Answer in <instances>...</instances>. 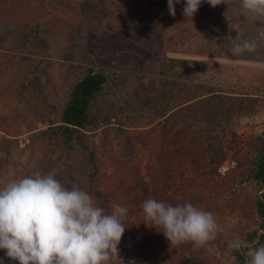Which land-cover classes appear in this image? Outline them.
<instances>
[{"label":"rangeland","instance_id":"obj_1","mask_svg":"<svg viewBox=\"0 0 264 264\" xmlns=\"http://www.w3.org/2000/svg\"><path fill=\"white\" fill-rule=\"evenodd\" d=\"M106 1L96 2L92 9L88 1L83 5L82 13L76 14L71 10L75 7L73 0H0L2 113L13 110L12 90L19 89L26 77H33L38 98L31 105L34 108L38 105L40 110L53 114V128H58L59 115L72 84L87 66L92 65L91 56L95 55L107 58L98 66L118 72L116 88L122 91L133 87L143 91L157 79L159 64L165 59L218 63L228 69L230 78L228 84L218 85L219 90L247 97L253 109L259 104L264 105V40H257V49L251 53L237 56L230 51L233 43L257 39L258 34L264 32V18L253 19L241 7L240 0H231L228 5L222 3L215 8L202 0L192 19H186L182 14L183 0L181 10L174 17L152 28L142 27L144 17L151 16L161 5H167V0H109L117 2L118 8L126 12L127 24H132L133 29L130 32L123 26L118 40L107 41L114 56L101 45L111 36L113 28L102 26L105 18L97 20ZM108 14L116 17L115 13ZM107 23L110 25V19ZM98 38L105 41L96 44ZM169 39L172 40L170 45ZM177 42L184 46L176 47ZM191 45H198V48ZM215 48L221 52L213 51ZM172 71L175 74L166 79H179V70L173 66ZM89 116L81 130V140L88 144L98 164L99 170L92 178L86 175L83 151L78 144L71 163L67 162L69 152H61L60 144L50 161L59 155L61 162L45 164L42 162L45 142L38 140V136L47 126L29 131L26 122L8 115L5 118L7 124L0 121V182L36 173L59 174L63 179L69 170L72 171V186L87 190L106 212L111 211L113 204L128 209L125 232L118 246L124 264L139 255L159 264H188L193 257L202 264H231L234 259L225 255L228 241L237 236L242 238L258 220L253 208L254 186L249 182L241 188L230 182L233 174L244 169L236 166L233 153L244 152L251 135L264 131V107L254 115H242L238 119V143L226 150L227 165L225 161L213 162L205 173L195 174L186 181L175 173V158L179 155L175 152L176 145H183L188 140L182 131L173 130L163 135L158 129V121L155 131H150V126L140 127L133 122L136 116L131 113L118 121L109 110L106 98L92 106ZM123 135L129 137L130 142H126ZM194 161L204 165L199 156H195ZM60 168H65L62 175ZM90 180L96 184L95 188H87ZM155 192L158 200L172 197L187 201L199 197L193 205L213 213L223 231L197 250L191 243L182 244L188 254L184 260L167 257L173 252L169 243L145 246V227L151 225L145 224L141 205L146 199L153 198ZM0 260L3 264H18L7 258L3 250H0ZM116 264H122V261Z\"/></svg>","mask_w":264,"mask_h":264},{"label":"trees","instance_id":"obj_2","mask_svg":"<svg viewBox=\"0 0 264 264\" xmlns=\"http://www.w3.org/2000/svg\"><path fill=\"white\" fill-rule=\"evenodd\" d=\"M73 1L75 7H71V10L79 14L84 10L83 5L86 2L89 1V8L92 9L100 0ZM182 3L183 0H180V3L175 4L176 13L181 10ZM110 12L115 13L116 17H109L108 13ZM97 17V20L105 18L102 26L104 27L103 24H105L113 28L114 32L111 29L112 34L110 33L111 36L107 38L105 43H103L105 39L100 40L103 35L99 36L100 39H96V44L100 41L103 43L101 45L111 50L110 54L114 56L112 47L107 41L110 39L111 42L118 40L117 38L122 35L123 26L128 27L131 32L133 30L132 24H127L126 12L118 8V3L109 2V0L103 5V11L100 15L97 14ZM170 17L172 16L168 12L167 5H161L159 10L153 12L151 16L146 15L144 17L142 27L152 28L157 24L163 25L165 20ZM109 19L110 25L107 23ZM171 42L172 40L169 39V45ZM177 43L176 47L184 46L180 42ZM191 47L198 48V45H191ZM213 51L218 53L220 49L215 48ZM106 59L105 55L103 57L91 56L92 65L87 66L84 73L76 78L69 90L68 99L59 115L58 128H53L55 120L53 114L46 113L43 109L40 110L38 105L35 108L31 105L35 104L38 98L33 85V77H26L19 89L12 90L14 103L12 108L14 111L12 110L11 113L3 111L2 113L0 110V121L7 124L5 118L11 115L14 119L26 122L29 131H35L46 125L47 129L41 131L38 136L40 138L38 140L45 142V153L42 159L45 164L61 162L59 155L50 161L60 144L62 145L61 152L66 154L69 152L67 162L71 163L72 153H75V146L78 144L83 151V163L88 172L86 175L92 178L99 170L98 164L88 144L82 142L81 130L85 128L90 119L89 114L92 106L97 101L106 98L109 110L118 121L131 113L136 116L132 120L133 122H137L140 127L150 126L148 128L150 131H155V122L157 121L159 123L158 129L163 135L173 130L182 131V135L188 140L183 145H176L175 152L179 155L175 158V173L180 177L183 176V180L186 181L195 174L205 173L208 166L213 162L223 163L224 158H226V150L236 147L238 143L236 131L238 119L242 115H254L264 107V105L259 104L257 109H253V104L249 99H246L247 97L232 93V91L219 90L218 85L220 83L228 84L230 78L228 77V69L218 63H206L199 59L186 61L165 59L162 64H159L157 79L144 87L143 91L136 87L122 91L116 88L118 72L98 66ZM96 62H98L97 65ZM173 66L179 70L180 78L176 80L173 78L166 79L169 75L175 74L172 71ZM145 69L147 70V67ZM123 138L126 142H130L129 137L123 135ZM246 145L247 149L244 152L235 151L233 153L236 166H243L244 169L240 170L237 175L233 174L230 182L241 188L250 182L255 188L253 208L254 214L258 218L257 224L249 229L241 239L250 243L253 248H257L264 245V131L251 135ZM200 149L202 150L201 154L198 153ZM195 156H199L203 166L194 161ZM64 169L60 168L61 175L62 171L65 172ZM67 175L61 179L59 178L60 175L57 174L55 178L60 179L59 181L65 187L70 188L72 187L70 183L73 178L72 171L69 170ZM95 186L96 184L90 180L87 188H95ZM152 197L158 200V193L155 192ZM198 199L199 197H194L187 201H181L167 197L158 201L175 206L184 202L193 204ZM145 230L143 236L146 240L145 246H153L155 243L161 244V242L169 243L163 233L160 232L162 229L157 230L150 226L145 227ZM162 240H166V242ZM172 251L167 254V257L169 256L173 260H184L188 256L186 250L182 248V244L173 247ZM247 251L248 249L234 251L228 248L225 255L234 259L231 264H245ZM139 257L135 259L136 264H159L157 261H152L144 256L139 255ZM188 264L202 263L197 262V259L193 257Z\"/></svg>","mask_w":264,"mask_h":264},{"label":"clouds","instance_id":"obj_3","mask_svg":"<svg viewBox=\"0 0 264 264\" xmlns=\"http://www.w3.org/2000/svg\"><path fill=\"white\" fill-rule=\"evenodd\" d=\"M204 2L215 8L231 0ZM178 3L180 0H167L173 17ZM201 3L185 0L182 14L192 19ZM240 5L253 19L264 18V0H240ZM257 40H264V32L257 39L233 43L230 51L237 56L254 52ZM0 183V250L10 260L18 264H124L118 246L126 228V207L113 204L106 212L87 191L76 185L65 187L53 173ZM141 208L145 224L162 229L160 232L173 247L191 243L197 250L223 231L213 213L191 202L174 206L148 198ZM228 248L248 249L245 264H264V245L253 248L237 236L228 241ZM128 264L136 261L129 260Z\"/></svg>","mask_w":264,"mask_h":264},{"label":"built area","instance_id":"obj_4","mask_svg":"<svg viewBox=\"0 0 264 264\" xmlns=\"http://www.w3.org/2000/svg\"><path fill=\"white\" fill-rule=\"evenodd\" d=\"M227 162H228V161H225V164H226V165H227Z\"/></svg>","mask_w":264,"mask_h":264}]
</instances>
